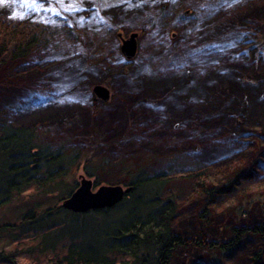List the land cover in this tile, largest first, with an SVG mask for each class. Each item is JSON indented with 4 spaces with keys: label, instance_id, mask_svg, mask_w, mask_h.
<instances>
[{
    "label": "trees",
    "instance_id": "16d2710c",
    "mask_svg": "<svg viewBox=\"0 0 264 264\" xmlns=\"http://www.w3.org/2000/svg\"><path fill=\"white\" fill-rule=\"evenodd\" d=\"M98 1L0 0V264H174L184 255L207 257L206 262L193 264H264V174L255 170L264 168V162H257L264 156L259 152L264 149V25L250 23L263 32L254 37L243 21L264 12V0H192L202 11L215 6L222 10L206 25L204 17L188 19L182 4L175 5L177 0L167 4L165 0L153 12L145 13L142 7L136 15L121 0L113 3L119 8L112 14L104 4L113 0ZM182 19L193 23L192 33L183 31V41L177 44L184 47L171 45L165 54L162 37L156 38L158 46L146 49V59L160 54L156 62L148 59L145 64L142 53L138 62L128 64V72L120 70L113 77L125 88L134 81L135 72L141 71V76L147 72L144 81L136 82L145 84L139 93L146 97L153 86L162 88L167 79H174L169 88L172 94L187 85L193 94L187 104L180 102V109L187 112L197 104L194 121L181 118L184 114L172 113L169 119L162 116L173 107L165 98L159 107L166 105V109L158 108V127L156 120L148 126L154 137H148L137 125L141 118H156L151 103L138 98L150 115L135 116L138 112L134 110L123 118L121 96L119 104L107 108L109 113H90L92 123L102 122L107 113L113 115L105 123L109 136H117L105 141L122 147L105 150L110 154L100 157L103 151L97 148L98 140L84 135L79 141L72 135L55 140L43 136L53 126L74 121L77 113L83 116L85 110L60 100L47 81L38 87L26 83L28 76L33 79L52 69L58 91L64 76L81 75L76 72L80 61V68L89 72L117 66L110 65L116 48L103 46L117 38L118 26L131 20L132 27L140 29L138 36L156 35L176 21L183 23ZM251 40L255 45H249ZM103 52L108 58H101ZM185 52L193 53L185 56L193 65L173 66V60H183ZM163 60L168 62L166 68L152 69V64L158 66ZM14 81L19 82V91L8 97L3 92ZM30 88L39 93L25 99L24 91ZM212 104L214 109H210ZM172 120L186 127L185 133L175 132ZM187 127L196 138L207 136L212 127L221 132L220 137L242 138L250 132L256 136L255 146L248 140L234 141L233 155L213 163L191 160L178 149H169L167 155L149 153V147L163 149L173 137L177 146L184 140L191 145ZM166 128L167 136H160ZM80 141L92 153L99 152L95 160L80 155ZM201 143L204 149L215 147L210 139ZM187 149L200 151L194 145ZM80 172L94 187L119 184L131 190L111 207L72 212L60 203L77 187ZM215 220L218 224L213 227Z\"/></svg>",
    "mask_w": 264,
    "mask_h": 264
},
{
    "label": "rangeland",
    "instance_id": "374dc122",
    "mask_svg": "<svg viewBox=\"0 0 264 264\" xmlns=\"http://www.w3.org/2000/svg\"><path fill=\"white\" fill-rule=\"evenodd\" d=\"M164 1L165 0H121L120 4L122 3L124 8L127 9L128 12H132L136 15L137 11H139L142 7H146L145 10H147V11H145V13H147L149 11L153 12L155 10V8L160 6L161 5L160 3H163ZM177 1L178 2H176L175 5L180 6L182 4L181 6L188 12V15H189L188 19L193 18V16H195V18H196V16H198V17L200 16V17H202V19L204 17L203 20H206L205 25L214 19L212 16H215L218 12L222 11L220 9L218 10V6H215V8L213 10L210 9L211 7H208L207 9L202 11L201 7H199L197 4H195L192 0H177ZM115 2H116V0H113V2H110V3L107 2L106 4H104L105 5L104 8L107 9L106 10L107 12L112 14L114 12V8H117V9L119 8L118 4H113ZM154 3H156V4L154 5ZM167 3H172V0H166V4ZM98 4H102V1L99 0ZM238 5H241V4H238ZM106 11H104V12H106ZM77 21L78 20H76V22ZM134 21H137V18ZM181 21H183V23ZM193 21L196 23L197 20H193ZM243 21H245L247 23L246 24V27L248 26V28H246L247 33L250 32L255 37L256 34H260L262 31L260 29L258 30L257 27H254L250 23L252 21H256V22H259L261 24V26H263L264 25V14L257 13L256 16H250L247 20H243ZM78 22H79L78 24H80V20ZM180 22L181 23H179V21L174 22L175 26L171 27L168 30H165V29L161 30L162 34L159 32H157L156 35H153L151 33H148V34H145V33L142 34L141 33L137 37L138 42L140 43L139 52L136 51L134 56L131 58H128V59L125 58L124 55L122 54V51L120 49V36L118 34H120L121 37H126L131 32H137L138 33V31L140 29L132 27L133 22H131V20L128 21L124 26H120V27L118 26L116 28V37L117 38L111 39L112 40L111 45L109 44L108 47L105 48L103 46V49H110L113 51L116 48V51H114V54H115L114 57L115 58H112V62H110V65L112 63H114L117 66H114L112 68H108L106 71H103V72H100L98 70L97 71L94 70V72H89L88 69L83 71L80 68L82 66L81 61H80L79 64L77 65L78 68L76 67V72H80L77 74H81V75H76L75 77H73V75L70 73V74H68L67 77L64 76V78L61 80V83L63 84V86L59 85L58 88H60V89H58V91H56L55 81H53L54 74H56V72L54 70H52V69L47 70L43 74H41L37 77H34L33 79L28 76L27 78H29V81H26V83H29L32 86L38 87V84H41L42 82L47 81L49 83L48 85H49L50 89L52 90V93L54 95H58L60 100L65 101V102L74 103L75 105L78 106V108L80 110H82V109L85 110V111H83V112H85L83 114V116H80V114L77 113L75 115L74 121H72V122L66 121L63 124L57 125V127L53 126V127L49 128L47 131H44L43 136L45 138H48V140L58 139L62 135H72V136H74L76 141H79V139L81 137L83 138L84 136H86L87 139L94 138L95 140H98V147L97 148H102L101 151H103V152H101L100 157L102 155H105V154H110V152H105V150L106 151L110 150L111 147L112 148H114V147H116V148L120 147L121 148L122 145H120V144L116 145V144L110 142L109 140L105 141L106 138L109 139L111 137L117 136L116 133L110 134V136L108 134V130H107V124L108 123L106 124L105 122L106 121H112L113 115L108 114L109 110L107 108H109L112 104H115V105L119 104L121 102L119 97H121V96H122L121 107H125L123 118H125L127 116L126 112H132V111L134 112V110L136 112H138L137 114L135 113V116H137L139 113H142V114L145 113L147 115H150L148 107L143 108L144 105L137 101L138 98L140 99V97H141V100L147 101L148 103H151L149 105H150V108H152V110H154L156 112V113H154L156 115V118L152 119V120H148V119H144V118L140 117L141 119L138 120L140 125H137V127L140 128L139 130H141L142 133H144L145 135L148 134V137H154L155 132L153 134L152 133V127L148 128V126L149 125L153 126L154 120H156V123L154 124V126H157V124H158L157 121L159 120V117H160L158 108H161L159 106L162 105V101L165 98H169V102H170V104L173 105V107L167 109L166 113H164V115H162V116L167 117V119H169L172 117V115H171L172 113L173 114H179V115L184 114L183 115L184 117H181V118H184L187 120H193L192 118L197 116L196 111L194 110V109L199 107L197 104L195 106L193 105V107H189L190 110L187 112L182 111L183 110L182 107L180 109V102L183 100L181 102V103H183L186 99L190 98L191 95L193 94V91L189 87H187V85L183 86L184 88H182V89H178L176 94H172L171 89H169V88L171 87L170 83H172L174 81V79H167L165 81L166 84L162 88L158 85L153 86L152 91H151V95L149 97H146L145 95H143V93L142 94L139 93L140 92L139 89L142 88L145 84L136 85V82L137 81H139V82L144 81V79L146 78V77L144 78V76H145V73H147V72H145L143 74L144 76H141V74H142L141 71H139V73L135 72V75L133 76V77H135L134 81L131 80L129 82V84L125 86V88H122L120 86L121 81L119 79L116 78L117 79L116 80L115 77H113L114 73L118 72L120 70H124V71L128 72V64H132L134 61L138 62L139 58L142 56V53H143V56L145 55V60H146L145 64L148 63L149 60L156 62V59H158L160 56L159 53H156L154 55L149 56L148 57L149 60L146 59V57H147L146 49L147 48L150 49L151 47L156 48V46H158V44L156 45V38L159 39L160 37H162L161 43L164 44L163 47L165 48V54L168 53L170 51L171 47H173V46L177 47L179 49L184 47L183 45L181 46V45H177V44H179L181 41H183V37H184L182 34L183 31H185L187 33H192V31H193V25L192 24L193 23H192V21L191 22H186V21L184 22L183 19L180 20ZM97 26H102L103 28H105L106 25H97ZM186 26H188V28H185ZM198 31H199V28H198ZM241 31H244V29H242ZM200 36H202V35H200ZM142 38H145V40H143ZM195 38H197V40L200 39L198 37H195ZM213 39H215V38H213ZM153 40H155V41H153ZM195 40L193 38V41H195ZM252 40L250 41L249 45L254 44ZM191 41H192V39L189 42H191ZM185 43H187V42L185 41ZM171 45H173V46H171ZM140 54H141V56H140ZM187 54H189V57H191L193 53L185 52L183 60L179 61V59L178 60L174 59L172 65L173 66L180 65V66H186V67H188L187 65L192 66L193 65L192 61L187 62V61H189V58L187 59L185 57ZM102 55H104V56L101 58H103V59L108 58V55H106L104 52L102 53ZM156 56H157V58H156ZM52 57L53 56H50L49 59H51ZM58 59H59L58 56L53 57V60H58ZM141 62L142 61H139L138 64L140 66H143V65H141ZM158 63L160 66L159 65L156 66V64H152L153 70H155V71L162 70V69L166 68L165 66L168 65L167 61H164V63L159 61ZM176 63H177V65H175ZM83 65L86 66L87 64L83 63ZM133 65H134V63H133ZM84 72H85V74H84ZM83 76L85 77V79L83 78ZM38 79H39V81H38ZM104 80L106 82L105 84L102 83V82H104ZM34 81H36V82H34ZM165 82H163V83H165ZM18 84H19V82H15V81L11 82L10 84H8L7 92H3V91L2 92L6 93L8 97H11L16 90L19 91V89H17ZM94 84H99L100 86H102L105 89V92H106L105 98L98 96L96 93H94L92 91V87ZM183 84H185V83H183ZM151 85H152L151 83L147 84V86H151ZM176 86L178 88V85H176ZM164 88H166V91H164ZM203 89H205V87L202 88V91L204 93L203 97L205 98L206 94H205V91ZM128 92L131 94L127 97L125 95V93L128 94ZM141 92H143V90H141ZM38 93H39V91H37L36 88H30L28 92L24 91V98L25 99L29 98L30 96L37 95ZM134 94H135V97L132 98V96H134ZM123 96H125V97H123ZM154 97H155V99H154ZM187 103H188V100H186V104ZM10 105H15V104L10 103ZM161 109L165 110L166 105H164L163 108H161ZM94 110L97 112L102 111V110H108V113L106 114V119H104L100 123H98V122L92 123L90 113L92 114L94 112ZM171 110H173V111L171 112ZM229 111L232 112L231 109H229ZM139 116H141V115L139 114ZM201 118H203V117L201 116L200 120H201ZM197 119H198V117H197ZM143 121L145 122L144 125H142ZM172 121H173V123L171 124V126L175 130V132H177V130L179 129L181 133H185L186 127L184 130L183 129L184 127L182 126V124L179 121H177V120H172ZM223 123H225V122H223ZM207 126H208L207 124H206V126L201 125V127H207ZM115 128L117 129V127H115ZM167 128H166V131H167ZM56 129L57 130L59 129V132H56L57 131ZM187 129H188V131L191 130L190 127H187ZM221 129H222V127H220V130ZM257 129H259V128L255 127L253 130H257ZM209 130L210 131H209V133H207V136H205V137L203 136L201 138H194V136H192V134L188 135V140L192 143L191 145L189 144V142H187V140H184V142L179 143L177 146V145H175L177 143V141L173 137L172 141H170V143L168 145H165V147L163 149H159L158 146L156 147V149H153L154 147H149L152 149H148V151H149V153H155L156 155H167V154H170L168 152L169 149L171 151H172V149H173V151L178 149L177 152L186 153L185 157H187L191 160L207 161V162L213 163V161L224 159L225 156L229 157V156L233 155V154H231L232 153L231 151L236 147V146L232 147L234 141H236L238 143V142H244V140H248V142L250 144L255 146L256 136L250 132L244 133L242 135L244 137H242V138L240 136L235 138L236 136H232V135H230L228 137L227 136H221L220 137L221 132L216 130L215 127H212ZM106 131H107V135H106ZM166 131L163 132V134H160V136L166 137L168 134V131H167V133H166ZM165 133H166V135H164ZM262 137L264 138V134L262 135ZM206 139H210L212 142H215V147H213V150H211V148H209V147L207 149L203 148V144L201 143V141L206 140ZM127 140H128V138H127ZM260 142H262V141H260ZM81 143L82 142L80 141L79 144H81ZM184 143L186 145H184ZM75 144H76V142H75ZM192 145H194V148H197L200 151L194 152V151H192L193 149H190V150L187 149V148H189V146L192 148ZM79 147H80L79 150L82 151L80 153V155L82 157L87 156L88 159L92 158L93 160H95L98 157L99 152L97 150H96V152L92 153L91 149L86 147L84 144L79 145ZM146 148L147 147H145L144 149H146ZM184 148L187 149V150H185V152L183 151ZM202 148H203V150H202ZM134 149L138 150V152L140 151L137 148H134ZM156 150H158V151H156ZM114 151L115 152H113V151L112 152L115 154L118 153L117 149H114ZM259 152L264 154V149L263 150L259 149ZM160 153H162V154H160ZM172 153H174V152H172ZM121 155H123V154H119V156H121ZM257 162H258V165H260L262 162H264V156L259 158L257 160ZM255 170H256V172L257 171L260 172L261 175L264 174V168H255ZM78 174H81V172ZM186 208H190V206H188ZM215 222H216V220H215ZM217 224L218 223L216 222L215 225H212V226L214 227ZM200 226H201V223L199 222L198 227H200ZM206 258H207L206 256L203 257V259H202V258L194 256V255L193 256L184 255V256H180L179 259L177 258L176 261L174 262V264H193L197 261L206 262L207 261ZM216 259H217V257H216Z\"/></svg>",
    "mask_w": 264,
    "mask_h": 264
},
{
    "label": "water",
    "instance_id": "95a60500",
    "mask_svg": "<svg viewBox=\"0 0 264 264\" xmlns=\"http://www.w3.org/2000/svg\"><path fill=\"white\" fill-rule=\"evenodd\" d=\"M120 49L125 58H131L137 49V32H131L126 37L120 34ZM102 83H106L105 80ZM92 91L98 96L105 98V89L99 84H94ZM131 190L130 186L119 184H99L93 186L90 178L78 174V185L72 193L62 200L60 206L76 213L111 207L122 200L123 196Z\"/></svg>",
    "mask_w": 264,
    "mask_h": 264
},
{
    "label": "bare ground",
    "instance_id": "6f19581e",
    "mask_svg": "<svg viewBox=\"0 0 264 264\" xmlns=\"http://www.w3.org/2000/svg\"><path fill=\"white\" fill-rule=\"evenodd\" d=\"M261 14H264V12H260ZM107 77V76H106ZM216 107V105L215 104H212V106H210V109H214ZM191 134V131L189 130V133H188V135H190ZM192 136H194V135H192ZM195 137V136H194ZM196 138V137H195Z\"/></svg>",
    "mask_w": 264,
    "mask_h": 264
}]
</instances>
